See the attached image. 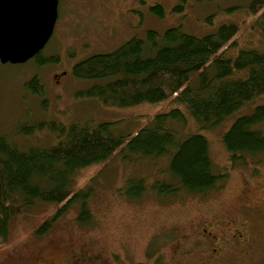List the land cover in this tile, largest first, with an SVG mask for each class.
<instances>
[{
  "label": "rangeland",
  "instance_id": "obj_1",
  "mask_svg": "<svg viewBox=\"0 0 264 264\" xmlns=\"http://www.w3.org/2000/svg\"><path fill=\"white\" fill-rule=\"evenodd\" d=\"M114 1L100 0L99 13L115 18L119 9ZM142 1L123 3L118 20L106 22L99 19V13L95 15L93 8L88 9L95 3L60 0L54 33L40 52L44 63L38 56L25 63L0 62V136H13L25 149L54 145L58 134L49 129L20 132L21 127L42 120H54L67 127L108 121L115 123L117 134L135 133L156 114L175 107L171 100L131 106L105 104L85 94L96 82L73 73L77 62L110 52L135 35L143 37L150 28L163 32L181 25L187 33L204 36L224 23H234L239 27L236 45L226 51V56L235 57L241 50L264 51V32L259 18L250 12L251 0ZM156 1L165 6L163 17L151 8ZM75 3L79 4L78 15H72ZM176 5L184 10L175 12ZM71 15L76 21L69 18ZM81 16L88 18L82 21ZM34 76L43 83L42 96L27 88ZM244 76V72H237L233 78ZM260 105H264V93L213 128L199 130L189 116L185 124H175L182 135L198 132L207 138L215 169L229 173L225 187L207 197L182 192L161 195L153 185L157 179L170 181V156L153 159L119 150L106 162L74 174L75 190L92 187L87 205L93 215L91 225L78 222L77 203L67 208L51 230L37 236L39 225L61 205L39 203L25 208L12 220L8 237L0 238V264H264V156L260 163L252 160L245 167L232 168L222 140L238 117ZM129 178H143L146 189L140 196L128 192ZM223 220L239 227L246 238L234 247L223 241L227 238ZM207 222L217 238L209 239L208 245L191 239ZM181 250L188 253L180 254Z\"/></svg>",
  "mask_w": 264,
  "mask_h": 264
},
{
  "label": "trees",
  "instance_id": "obj_2",
  "mask_svg": "<svg viewBox=\"0 0 264 264\" xmlns=\"http://www.w3.org/2000/svg\"><path fill=\"white\" fill-rule=\"evenodd\" d=\"M164 7L153 9L163 17ZM249 9L259 18L264 32V0H251ZM182 10L180 5L174 8L175 12ZM238 31L234 23H224L204 36L187 33L181 25L163 32L150 28L143 37L135 35L110 52L77 62L74 75L96 82L85 94L105 104L131 106L171 100L175 107L156 114L135 133L117 134L115 123L108 121L67 127L54 120H42L21 127L20 132L49 129L58 134L54 145L25 149L13 136L1 135L0 238L8 237L16 215L39 203L61 206L39 225L37 236L51 230L67 208L77 203L78 222L91 225L93 215L87 205L92 187L75 190L74 174L106 162L119 150L153 159L170 156V181L157 179L153 185L161 195L182 192L207 197L225 187L229 173L215 169L207 138L198 132L182 135L175 124H185L189 116L199 130L213 128L264 93V51L241 50L235 57L225 55L236 45ZM37 56L44 63L40 53ZM237 72L245 76L233 78ZM27 88L39 96L44 93L37 76L27 82ZM263 126L264 105H260L238 117L224 133L222 140L232 168L263 160ZM143 182V178L127 180L131 196L141 195L146 189Z\"/></svg>",
  "mask_w": 264,
  "mask_h": 264
},
{
  "label": "water",
  "instance_id": "obj_3",
  "mask_svg": "<svg viewBox=\"0 0 264 264\" xmlns=\"http://www.w3.org/2000/svg\"><path fill=\"white\" fill-rule=\"evenodd\" d=\"M59 0H0V62L24 63L52 37Z\"/></svg>",
  "mask_w": 264,
  "mask_h": 264
},
{
  "label": "flooded vegetation",
  "instance_id": "obj_4",
  "mask_svg": "<svg viewBox=\"0 0 264 264\" xmlns=\"http://www.w3.org/2000/svg\"><path fill=\"white\" fill-rule=\"evenodd\" d=\"M108 1V0H107ZM127 1H130V0H120L119 2H117V0H115L114 2H112L113 4H117L118 6L116 7V9L118 10L119 9V12L118 13H114V15L116 16L115 18H113V19H111V18H109V16H106V14H104L103 15V13H99V10H98V8H99V4H100V0H96V1H92V0H88V2L90 3V2H92L94 5L92 6H87L88 7V9H91L92 10V8L94 9V12H95V15H97L98 13L100 14V17H99V19L101 20V21H117L118 20V17H120V15L123 13L122 12V10L120 9V7H121V5L123 4V3H125V2H127ZM132 1V0H131ZM136 1V0H135ZM110 2V1H109ZM132 3H134V1L132 2ZM142 3H146V0L145 1H142ZM86 4V3H85ZM105 6L107 7V5L105 4ZM157 6H163L164 7V5L162 4V3H160V2H158V1H156L155 3H154V5H152L151 6V8L153 9L154 7H157ZM176 6H178V5H176ZM175 6V7H176ZM60 7V0H59V6H58V18H57V21H58V19H59V17H60V12H59V8ZM73 9H71L72 11H73V13H72V15H78V12L77 11H79V4L78 3H75V4H73ZM174 7V8H175ZM77 10V11H76ZM98 11V12H97ZM69 16V18L70 19H73V22L74 21H76L75 20V18H74V16ZM81 15H83V14H81ZM81 20L83 21V19H87L88 17H84V16H81ZM59 75L58 74H56V77H58ZM222 222V224L221 225H223L224 223L226 224V225H224L225 226V228H226V231H225V234H226V236H227V238H223L222 240L223 241H228V242H231L233 245V247L234 246H236L237 245V243L242 239V238H246V237H244V232L239 228V227H237V226H235L232 222H230V223H228V222H226V221H221ZM202 224V223H201ZM204 226L205 227H203V230L202 231H199V232H197L196 234H194L193 236H191V239H194V241H196V242H204V243H206L207 245L209 244V239L211 240V241H214L215 240V238H217L216 237V234L213 232V231H209V229H208V226H209V222H207V223H205L204 224ZM166 232V231H165ZM168 232H170V231H168ZM171 232H173V233H177V231L175 230V229H171ZM219 239V238H218ZM214 250L215 251H218L217 250V248H214ZM188 252H186V250H181L180 251V254H187Z\"/></svg>",
  "mask_w": 264,
  "mask_h": 264
}]
</instances>
